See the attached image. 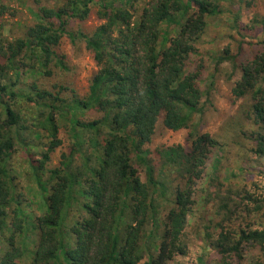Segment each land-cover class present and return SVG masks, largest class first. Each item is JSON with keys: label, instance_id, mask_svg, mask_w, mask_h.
I'll return each instance as SVG.
<instances>
[{"label": "trees", "instance_id": "16d2710c", "mask_svg": "<svg viewBox=\"0 0 264 264\" xmlns=\"http://www.w3.org/2000/svg\"><path fill=\"white\" fill-rule=\"evenodd\" d=\"M258 7L257 0H52L31 12L20 36L1 37L0 264H183L175 258L188 253L198 182L221 144L191 133L188 146L161 150L174 187L156 178L149 146L158 125L190 128L229 63L231 98L247 103L235 135L251 145L258 165L264 161ZM94 8L102 23L90 35L68 32ZM9 11L0 0V29ZM224 17L232 22L225 39L240 41L208 64L199 46L210 20ZM64 36L71 43L79 37L98 69L83 96L58 51ZM243 44L257 48L241 58ZM210 187L226 194L218 204L208 194L219 217L214 236L206 232L216 264H240L248 250L264 254V228H254L255 218L247 222L251 211L264 209V174L259 193L247 187L240 202L232 185ZM239 210L248 213L246 225L229 227Z\"/></svg>", "mask_w": 264, "mask_h": 264}, {"label": "rangeland", "instance_id": "374dc122", "mask_svg": "<svg viewBox=\"0 0 264 264\" xmlns=\"http://www.w3.org/2000/svg\"><path fill=\"white\" fill-rule=\"evenodd\" d=\"M3 1L10 8V11L1 20L3 27L0 29V38L5 37L8 40H12L13 36H20L24 31L23 27L33 22L34 18L31 12L37 11L43 5L49 6L52 3V0L51 2L50 0ZM257 3L262 8V14L264 15V0H257ZM260 7L258 8L260 9ZM230 19L224 17L210 20L209 29L204 36V43L199 46L200 51L205 56L204 60H207L208 64L212 61V55L216 54L218 50L222 49L223 51L228 46L232 52L240 41L235 35L230 39H225L228 36L227 30H232ZM240 21L242 24L247 23L245 13L240 16ZM101 23L94 8L86 20H72L68 24L67 30L75 36H78L79 33L90 35ZM235 26H237V23H235ZM255 48H257L255 45L243 44L241 58L255 50ZM58 51L66 56L68 65L76 71V76L74 72V78L71 79L72 87L76 88L80 96H83L88 90L90 78L98 70L93 58L85 51L83 44L79 41V37L75 39L74 43H71L68 37L64 36ZM210 67L213 70L212 64ZM220 70L222 74L216 78L213 91L211 92L212 103L203 109L200 117H195L190 128L178 132H170L158 125L155 136L149 146V155L155 164L156 178L164 182L163 184L174 187L173 174L166 167L167 163L163 161L161 154H159L161 150L179 144L188 146L192 138L190 136L191 133H208L221 144V150L215 149L213 155L209 157L205 175L198 182L194 213L189 218L188 227L186 228V236L189 242L188 253L185 256L175 258V262L183 264H216L218 261L216 252L208 246L206 241V239L208 240L206 232L208 231L209 236H214L216 223L219 221L216 207L213 202L208 201V194L216 197V200H214L216 203L223 199L226 194L224 192L218 194L213 191L210 187L211 181L232 185L235 191L239 192L240 199L237 202H240L241 197L244 196L242 191L247 187H249L247 190H250L255 195L259 193L255 186H261L262 174H264V161L258 165L255 156L250 152L251 145L246 140H240L235 135V130H238L236 125L237 115L242 105L246 108V100L236 101L231 98L230 91L233 84L232 81L228 80V76L231 73L229 63L220 66ZM61 137H65L63 133H61ZM61 151L60 149L56 150V154L52 158V164L57 163V157H59ZM17 182L21 187L19 180ZM247 215V212H238L231 221L227 222L229 227H243L247 222L254 221L253 218H255L256 224L254 228H264V209L260 212L251 211L249 213L250 218L245 223L244 219L247 218ZM240 264H264V254L256 250H248L243 255V260Z\"/></svg>", "mask_w": 264, "mask_h": 264}]
</instances>
